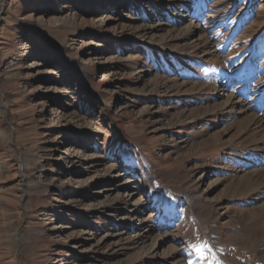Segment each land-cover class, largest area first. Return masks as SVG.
<instances>
[{"label": "rangeland", "instance_id": "374dc122", "mask_svg": "<svg viewBox=\"0 0 264 264\" xmlns=\"http://www.w3.org/2000/svg\"><path fill=\"white\" fill-rule=\"evenodd\" d=\"M260 99L264 0H0V264H264Z\"/></svg>", "mask_w": 264, "mask_h": 264}, {"label": "bare ground", "instance_id": "6f19581e", "mask_svg": "<svg viewBox=\"0 0 264 264\" xmlns=\"http://www.w3.org/2000/svg\"><path fill=\"white\" fill-rule=\"evenodd\" d=\"M262 103H263V100L260 99L257 102H254L253 105L251 106L253 108V111L255 112L251 115L252 120L254 121L253 123L257 125L258 127L264 125V117L262 115L263 111L261 113L258 109ZM256 110H258L259 114L256 113ZM250 167L251 169L248 171V174H250L251 176H257V178L254 181L264 182V147L259 152V154L256 157H254L253 162H251L250 164ZM126 180L127 178H123V181H126ZM56 227L57 225L53 228H56ZM262 249L264 250V243H263Z\"/></svg>", "mask_w": 264, "mask_h": 264}]
</instances>
